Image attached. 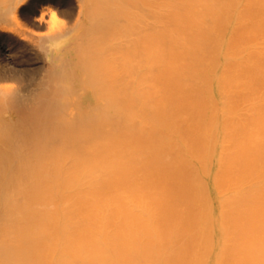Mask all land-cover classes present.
Returning <instances> with one entry per match:
<instances>
[{"label": "bare ground", "instance_id": "6f19581e", "mask_svg": "<svg viewBox=\"0 0 264 264\" xmlns=\"http://www.w3.org/2000/svg\"><path fill=\"white\" fill-rule=\"evenodd\" d=\"M78 1L0 90V264H264V0Z\"/></svg>", "mask_w": 264, "mask_h": 264}, {"label": "rangeland", "instance_id": "374dc122", "mask_svg": "<svg viewBox=\"0 0 264 264\" xmlns=\"http://www.w3.org/2000/svg\"><path fill=\"white\" fill-rule=\"evenodd\" d=\"M45 2L46 6H40V4H38V1H34L32 3L34 4L33 8H31L27 12H24L23 6L19 8L20 14L23 18V21L21 18V24L18 23V21L16 22V18H13L15 16L4 21L0 20V90L2 91H5V89H27V87H33L35 83L40 80L41 76L48 68V65H50V62L48 61L46 56L37 46V42L35 43V41L39 40V37L41 35L47 34L46 37H49V35L52 34L53 31L55 32V30H57V32H60L62 30L61 32L66 33L69 31L68 29H73V32L70 31V33L72 32L71 34L69 33L67 36L62 38V41H64L67 46L71 43V41L75 40L80 27L84 22H86L85 14H81V18L79 17V10L81 9L78 0H46ZM41 11L43 13L45 12L46 14L41 13ZM26 13L30 14V17H28ZM41 16L42 19L40 18ZM78 18L80 21L77 20ZM76 25H78L77 29L75 28ZM4 27L5 29L7 28L13 31L11 33H15V36L12 34L14 37L11 41L9 40V33L4 32ZM17 34L19 36L25 35L30 39H33V44L35 43V45H30L29 43H26V41L20 40L21 36L19 37L17 36ZM33 34L35 35L32 36ZM35 37L38 39H36ZM9 42H12L13 44L10 45L11 43ZM64 53L65 52H63V55ZM69 53L70 52H66V55L64 56H68ZM21 85L22 87H20ZM2 87H4V89Z\"/></svg>", "mask_w": 264, "mask_h": 264}]
</instances>
